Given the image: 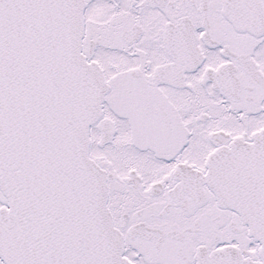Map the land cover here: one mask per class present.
Wrapping results in <instances>:
<instances>
[{
  "label": "snow or ice",
  "instance_id": "6c2138e0",
  "mask_svg": "<svg viewBox=\"0 0 264 264\" xmlns=\"http://www.w3.org/2000/svg\"><path fill=\"white\" fill-rule=\"evenodd\" d=\"M0 264H264V0H0Z\"/></svg>",
  "mask_w": 264,
  "mask_h": 264
}]
</instances>
